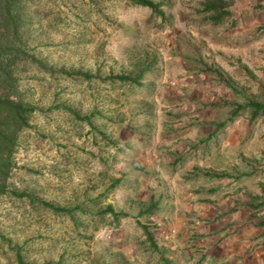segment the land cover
I'll use <instances>...</instances> for the list:
<instances>
[{
    "label": "rangeland",
    "instance_id": "rangeland-1",
    "mask_svg": "<svg viewBox=\"0 0 264 264\" xmlns=\"http://www.w3.org/2000/svg\"><path fill=\"white\" fill-rule=\"evenodd\" d=\"M149 1L161 15L126 0L23 1L34 61L15 75L34 112L0 195V264H177L154 215L185 187L198 127L239 117L203 103L208 76L218 91L240 70L236 106L264 156V0ZM223 27L240 29L234 52Z\"/></svg>",
    "mask_w": 264,
    "mask_h": 264
},
{
    "label": "crops",
    "instance_id": "crops-1",
    "mask_svg": "<svg viewBox=\"0 0 264 264\" xmlns=\"http://www.w3.org/2000/svg\"><path fill=\"white\" fill-rule=\"evenodd\" d=\"M221 30L224 50H233L241 41L240 29ZM239 71L232 83L223 77L226 82L218 91L208 76L205 89L211 97L204 95L203 103L211 107L216 102L223 114L239 117L198 127L206 140L195 146L196 152L188 148L183 155L186 185H176L175 198L161 202L160 213L154 215L155 239L170 247L177 264H264V215L258 216L259 210L264 212V156H255L253 124L236 106L244 83ZM247 103L255 117L253 103Z\"/></svg>",
    "mask_w": 264,
    "mask_h": 264
},
{
    "label": "trees",
    "instance_id": "trees-1",
    "mask_svg": "<svg viewBox=\"0 0 264 264\" xmlns=\"http://www.w3.org/2000/svg\"><path fill=\"white\" fill-rule=\"evenodd\" d=\"M23 1L0 0V195L6 193L7 181L14 168L18 135L30 127L34 112L33 106L24 100L15 75L17 66L34 61L24 40ZM126 1L162 14L159 5L149 0Z\"/></svg>",
    "mask_w": 264,
    "mask_h": 264
}]
</instances>
